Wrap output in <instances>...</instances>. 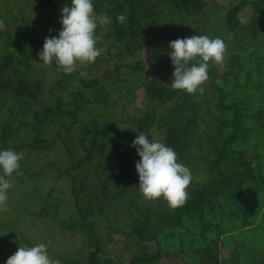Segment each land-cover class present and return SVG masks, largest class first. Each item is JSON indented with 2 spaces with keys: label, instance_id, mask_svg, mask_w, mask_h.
<instances>
[{
  "label": "trees",
  "instance_id": "16d2710c",
  "mask_svg": "<svg viewBox=\"0 0 264 264\" xmlns=\"http://www.w3.org/2000/svg\"><path fill=\"white\" fill-rule=\"evenodd\" d=\"M36 1L65 8L83 24V33L91 13L98 20L94 34L109 43L105 53L120 62L102 78L79 77L87 91L72 82L78 76L58 56L63 71L49 84L34 62L49 53L20 41L9 50L13 34L0 28V37L8 39L0 56V178L17 171L23 181L38 175L27 153L52 147V126L69 155L61 130L73 144L70 159L79 156L65 171L89 165L93 172L73 179L76 215L60 220V227L84 241L80 259L64 256L63 264H162L176 254L190 264L192 258L197 264H264V243L253 244L255 229L264 232V203L252 201L264 191V0H231L224 8L216 0ZM247 6L252 13L242 23L239 15ZM86 52L96 66L101 43L94 41ZM142 54L152 72L135 59ZM127 58L135 60L126 63ZM124 67L139 79L125 95L142 89L150 103L161 106L132 120L139 133L155 125L164 141L156 144L157 160L133 164L135 174L119 154L133 131L119 126L110 102ZM145 141L152 138L147 134ZM55 197L35 215L57 214ZM97 217L123 220L133 238L125 256L117 260L99 246ZM223 237L234 242L227 260L220 258Z\"/></svg>",
  "mask_w": 264,
  "mask_h": 264
},
{
  "label": "rangeland",
  "instance_id": "374dc122",
  "mask_svg": "<svg viewBox=\"0 0 264 264\" xmlns=\"http://www.w3.org/2000/svg\"><path fill=\"white\" fill-rule=\"evenodd\" d=\"M230 1L216 0L223 8ZM41 4L36 0H0V28L13 34L11 35L13 40L8 49L13 50L14 44L20 41L26 42L31 51L48 52L49 54L34 62L42 69L41 74H45L49 78V84L58 79L63 71L62 67L56 64L59 56L58 60L66 66L68 72L72 76H78L73 78L72 82L79 88L88 91L89 89L83 84H79V77H83L85 81L102 78L106 70L115 66V63H120L117 57L112 54L110 57L105 53L109 43L105 40L101 42L99 34H94L98 27V20H92V14H87L84 19L87 33H83L81 30L83 24L67 15L64 12L65 8L62 10L49 6L41 7ZM63 7L62 3L61 8ZM251 13V9L247 6L239 15L240 21L246 23ZM48 32H51V35H48ZM94 41L101 43L102 51V56L96 66H93L89 53L86 52L88 45L93 44ZM7 43L8 39L5 35L0 37V56ZM147 50L143 54L149 55ZM115 51L113 49L112 53ZM143 54L135 59L142 60L146 64L148 72H152L151 66ZM135 59L127 58L125 62L129 63ZM221 64L222 61H219V65ZM121 77L123 81H117L118 83L112 88L110 102L114 104L113 109L119 126L124 130L132 129L133 131L131 136L133 139L131 140L129 134L126 136L119 154L128 165V169L135 174L137 169L133 167V164H136L137 161L157 160L156 144L161 146L164 141L162 131L158 130L155 125L148 129V133H139V128L132 123V120L142 118L143 112L153 110L154 107L157 110L161 109V106L150 103L142 89L125 95L127 88L131 89L139 82V79L135 74L129 72L127 67L121 70ZM179 81H181L180 76L176 78V83ZM57 131L56 126H52L47 131V138L51 140V144L54 143L52 147H48L46 151L27 153L28 162L34 163L33 171L39 172L38 175H33L23 181L17 178L22 172L17 171L13 175L8 174L0 178V264H63L62 257L64 256L80 259L77 251L83 247L82 235L78 232H62L60 220H67L71 214L76 215L72 195L73 179L85 177V171L89 174L88 178H91L93 172H89V165L75 168L69 173L65 171L71 167L70 165L75 160L79 159V156L70 159V155L74 153L73 144L67 140L64 130H61V137H64L71 149L69 155L64 149L63 140L60 139ZM147 134L152 138L151 142L145 141ZM124 154H130V157L126 159ZM50 191H52L51 197L48 196ZM146 193L149 194L148 191ZM54 196L59 203L57 214L52 212V215L49 214L48 217H37L36 209L41 210L42 202L51 201ZM252 201L258 206L264 203V191L254 197ZM154 206V204L151 205L153 209ZM47 212L46 208L43 214ZM262 216H264V207L261 209L260 218ZM97 218L102 227L100 231L102 240H98L102 244L99 246L106 245V250L117 260L120 255L125 256L128 252L126 245L133 243V238H128L126 235L128 227L122 224L123 220L111 218L106 221L103 217ZM254 232L256 237L253 244L259 248V243H264V232L257 228ZM109 237L112 239L111 241L108 240ZM147 248L151 252H155L156 244H147ZM220 249L222 250L220 258L229 259L230 253L234 250L233 240L223 237ZM197 263L198 259L192 258L191 264ZM162 264L190 263L184 261L181 254H176L175 256H165L162 259Z\"/></svg>",
  "mask_w": 264,
  "mask_h": 264
}]
</instances>
